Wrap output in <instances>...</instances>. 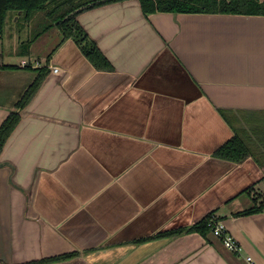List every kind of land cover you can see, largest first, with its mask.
<instances>
[{
  "label": "crops",
  "instance_id": "0c3cea01",
  "mask_svg": "<svg viewBox=\"0 0 264 264\" xmlns=\"http://www.w3.org/2000/svg\"><path fill=\"white\" fill-rule=\"evenodd\" d=\"M17 18L0 126L49 72L0 152V264H264V16L92 7L76 19L110 70ZM235 132L253 151L240 162L218 155ZM212 212L238 252L209 230L169 234Z\"/></svg>",
  "mask_w": 264,
  "mask_h": 264
},
{
  "label": "trees",
  "instance_id": "16d2710c",
  "mask_svg": "<svg viewBox=\"0 0 264 264\" xmlns=\"http://www.w3.org/2000/svg\"><path fill=\"white\" fill-rule=\"evenodd\" d=\"M116 1L121 0H0V37L8 15L14 14V16H18L16 23L21 24V26L34 22L37 26L34 37L56 27L61 32V41L72 38L97 69L110 70L112 65L98 49L95 42L88 37L76 18L80 12L87 9ZM139 3L144 14L166 12L264 16V0H139ZM30 45L31 41H27V48ZM37 70L36 80L17 104L16 110L11 112L0 126V152L19 122V110L31 100L49 72L46 66ZM252 153L251 142H247L241 133L235 132V135L221 147L218 155L231 161L240 162ZM193 230L202 233L208 231L206 218L190 227H180L170 231L169 234H179ZM64 257L66 256L53 257L27 264L44 263Z\"/></svg>",
  "mask_w": 264,
  "mask_h": 264
},
{
  "label": "built area",
  "instance_id": "2783aa9c",
  "mask_svg": "<svg viewBox=\"0 0 264 264\" xmlns=\"http://www.w3.org/2000/svg\"><path fill=\"white\" fill-rule=\"evenodd\" d=\"M29 64L28 61L22 60L20 62L21 67H26ZM54 72H58L57 68L52 69ZM207 227L213 233L214 236L221 239L223 245L232 252H238L240 250L238 243L233 237L225 230L222 221L218 218L215 213H210L207 218ZM247 261L251 263V257H247Z\"/></svg>",
  "mask_w": 264,
  "mask_h": 264
},
{
  "label": "rangeland",
  "instance_id": "374dc122",
  "mask_svg": "<svg viewBox=\"0 0 264 264\" xmlns=\"http://www.w3.org/2000/svg\"><path fill=\"white\" fill-rule=\"evenodd\" d=\"M45 38V37H44ZM12 39V38H11ZM10 45V44H9ZM43 59H44V56H43Z\"/></svg>",
  "mask_w": 264,
  "mask_h": 264
}]
</instances>
